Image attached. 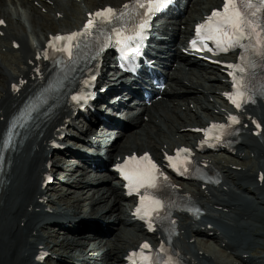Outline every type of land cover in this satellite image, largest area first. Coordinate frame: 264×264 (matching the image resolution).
<instances>
[{"label":"bare ground","instance_id":"bare-ground-1","mask_svg":"<svg viewBox=\"0 0 264 264\" xmlns=\"http://www.w3.org/2000/svg\"><path fill=\"white\" fill-rule=\"evenodd\" d=\"M7 1L12 7L6 8L4 0H0V19L8 22L6 26H0V32L2 31L0 51H20V56L16 58L18 62L14 70L0 63V154L8 120L22 105L26 91L37 80L33 77V70L41 61L36 60L35 57L44 47L45 40L51 33L50 28L60 31L53 26L51 20L74 16L76 24L81 21L83 24L88 12L104 4H121L126 0H82L85 3L83 7H79V4H70V0ZM215 3L216 0H193L191 4L194 5V9L185 18L183 24L186 26L184 30H179L180 34H186L191 19L195 21L203 16L204 12L214 7ZM43 7H47L49 12L47 15L41 14L39 8ZM74 9L82 11L74 15L70 12ZM51 12H54V15H51ZM58 13H61L60 17ZM29 15L40 27L37 28L34 24L29 28L25 27L23 19ZM18 18L21 20L16 22ZM16 42L20 44L18 49L14 47ZM175 54L180 59V63L172 64L171 71L176 67V71L179 72L184 62L192 60L186 58L179 50H176ZM205 68L207 71L221 73L222 75L217 74L211 78L219 81L223 88L228 85L223 80L226 76L220 67ZM191 70L182 73L181 76H173L175 86L171 87L173 91L177 83L187 86L188 102L171 107L169 104H175V101L166 104L158 101L153 104V111L145 106L143 112L150 116L149 123H145L144 118H139L137 113L127 111L124 115L127 122H124V125L129 129L124 131L112 145L106 143L102 146L106 161H113L118 156L142 149L160 155L162 149L170 148L175 144H190L195 137H198L195 132L184 131L187 127L195 126L193 124L195 122H204L205 118L198 113L187 114L188 109L192 111V108L188 107L185 112L182 111L183 107L190 105L192 102L190 100L195 99L198 94L203 95L204 101L210 100L211 92H216L219 86L214 83H203L202 81L210 78L200 71ZM189 71L194 77H190ZM25 80L27 82L21 85V90L13 93L12 83ZM69 95V90H65L50 113L35 123L16 148L7 153L0 184V264H39L35 261V256L40 249L50 252L44 264H52L54 258L71 260L74 264L77 260L87 261L94 254H96V264H124V256L128 250L126 244H133L140 237L138 232L142 226L136 222L132 208L128 210L124 205L125 197L120 192V188L116 184H109L110 179L102 181L104 184H109L108 186H91L86 199H84L86 191L84 186L90 183L80 182L76 177H72L75 179L72 183L73 188L63 194H60L62 186L59 184L54 186L53 195H48L41 187V177L48 163L60 165L62 160L68 159L62 155L52 160L51 143L56 135L60 134L59 127L67 123L75 124L72 120L75 111L68 104ZM220 98L224 101L221 94ZM201 106L217 110L216 115L209 113L212 118L217 117L223 110V105L214 100L207 104L201 103ZM191 114L192 117L189 118ZM253 117L264 121V103H259L245 112V132L240 135L241 141L232 149L237 157H254L251 159L253 164L241 166L242 168L239 169L233 166L236 163L231 159L222 157L216 159L204 155L202 160L211 164L220 173L221 183L216 186L198 183L195 188L179 184L181 192L189 194L207 211L197 220L181 213L177 215L180 234L175 240V245L189 255L192 264H217L215 260L219 252H230L243 264H264V254L261 251L255 253L250 251L254 245L258 248H263L264 245L255 240L264 238V211L261 210V205L264 204V181L261 182L259 178L260 172H264V130L260 138L252 135L255 130V127H252ZM133 122H136L135 129ZM91 128L95 129L96 126ZM108 131L107 129L103 136H106ZM177 135H180L179 139L176 138ZM75 151L76 149L71 152L75 153ZM98 160L103 161L101 158ZM84 173L82 172L83 175ZM46 199H48L47 204H44ZM111 201L114 204H111ZM56 204L55 212H50L48 207ZM89 205L94 206L97 213L103 214L102 223L107 226L111 221L112 224L116 223L113 229H117H114L107 248L95 241L87 242L86 234L80 233L85 230L83 226L75 227L80 216L78 213L84 209V206L88 209ZM113 212L126 214L127 219L122 221L118 215L113 218ZM81 216L84 217L85 214ZM240 219L245 221L240 223ZM102 223L98 222L100 225ZM56 224L65 227L62 228L65 233L62 239L59 238ZM46 226L48 231H44ZM128 226H131L133 231L130 232ZM76 232L80 234L78 240L74 235ZM151 238L160 241L156 236Z\"/></svg>","mask_w":264,"mask_h":264},{"label":"snow or ice","instance_id":"snow-or-ice-1","mask_svg":"<svg viewBox=\"0 0 264 264\" xmlns=\"http://www.w3.org/2000/svg\"><path fill=\"white\" fill-rule=\"evenodd\" d=\"M138 6L141 9H145L144 16L147 17L157 11L161 6H163L167 0H136ZM244 3L245 7L241 8V3ZM259 4L261 7L257 8L256 4ZM260 14L259 21L256 20V16ZM114 10L111 7L98 10L96 13H90L89 20L87 21L84 29L80 34H69L67 37L58 35L54 39L58 41H67V47L59 49L68 53L71 57L72 50L75 47L79 46V40L77 37L83 38L88 34H95L97 29L102 28L104 24L112 23L114 18ZM4 21L0 20V24ZM147 20L143 23H140L137 27L138 30L135 33V37H129V41L141 37L143 31L146 28ZM204 29L207 32L206 39L209 41H214L216 46L221 48L222 51H229L232 47H239L241 51L248 50L249 47L251 51L256 53V55L264 58V0H225L223 8L213 10L211 16L207 18L206 22L200 25H197V32L200 33ZM49 47H52L50 44ZM57 50V49H54ZM40 57H37L39 59ZM49 57L45 55V59ZM243 59V56H241ZM230 68H235V65H228ZM239 71L243 72L245 69L241 67ZM233 75L234 73H229ZM234 90L237 88V85L234 83ZM240 89L244 88V84H240ZM14 90H18L17 85H13ZM230 101L237 107H241V103L244 99V91L240 90L236 95L230 93H225ZM73 102H79L77 95L71 97ZM229 119L233 123H238V119L235 116H230ZM221 128L227 127L226 125H221ZM257 127H260L257 124ZM190 152L189 149H178L177 156L167 157L170 162V167L177 169L180 166L186 165L187 161L179 159V153ZM135 159V158H132ZM145 160H149L147 154H145ZM176 160V163H172L173 160ZM150 167H136L131 170L129 174L126 175V179L133 181V186L137 191L139 189H155L157 176L154 175V172L158 173V167L155 163L149 160ZM118 168H121L120 165H117ZM123 171V169H121ZM264 179V176L261 177ZM141 202L149 199L146 196L140 197ZM151 204L158 207L153 209V212H157L159 207H162L161 201L158 199H151ZM143 249H149L151 246L145 242L142 246ZM135 255V253H132ZM147 259V256L145 257ZM169 264H174V262L169 260Z\"/></svg>","mask_w":264,"mask_h":264},{"label":"rangeland","instance_id":"rangeland-1","mask_svg":"<svg viewBox=\"0 0 264 264\" xmlns=\"http://www.w3.org/2000/svg\"><path fill=\"white\" fill-rule=\"evenodd\" d=\"M77 0H73V1H71V3H75ZM78 3V2H77ZM85 4V3H84ZM84 4H80V5H78L79 7H83L82 5H84ZM82 10H79V9H74V12H76V13H74V15H78V13L77 12H81ZM43 13H48V11L47 12H44L43 11ZM32 15V14H31ZM46 15V14H45ZM51 15H54V13H52ZM19 20H21L20 18H18V19H16L15 21L17 22V21H19ZM34 19H33V17H31V16H27L26 18H25V23L26 24H29V25H32V21H33ZM75 18L74 17H71V18H69V19H67L66 21H53L54 23H52L53 24V26H55V27H59V29H66V27L67 26H70L71 25V23L72 24H74L75 23ZM52 22V21H51ZM56 23V24H55ZM66 23V24H65ZM59 25H61V27L59 26ZM40 26V25H39ZM66 26V27H65ZM63 27V28H62ZM52 29V28H51ZM50 29V30H51ZM19 57V53L18 52H1L0 51V61H3V63L7 66L8 64H9V67L10 68H15V65H16V58H18ZM8 60V61H7ZM1 76V75H0ZM196 78H194V80H195ZM187 109V107L185 108V109H183L182 111H185ZM185 112H187V111H185ZM200 113L201 114H203V115H208V113L207 112H204L203 110L202 111H200ZM191 116H192V114H191ZM81 125V124H80ZM109 134H110V132L107 134V136L106 137H108L109 136ZM120 135V133H118L117 134V136H119ZM106 137H104V138H106ZM103 138V139H104ZM103 139H101V141L103 140ZM70 142H76V141H70ZM225 156V157H233L234 156V154H231V153H229V154H225V153H223V154H220V156ZM56 154L55 155H53V159L54 160H56ZM239 160V162L242 164L243 162H245V164H252V161H250V160H243V159H238ZM244 165V164H243ZM243 165H239L240 167L241 166H243ZM235 166H237V165H235ZM239 167V168H240ZM99 175V177H98V179H100V181L102 182V179L106 176V174H98ZM60 185H62V186H65V184H63V183H61ZM73 187V185L71 186V187H65L66 189H70V188H72ZM88 195L86 194V197H87ZM124 205L127 207V209L128 210H130L129 209V202L128 201H125L124 202ZM262 210H264V206H262V208H261ZM91 210L93 211L92 213H89V214H87V211L88 210H86V209H84L83 210V213H85L86 215H87V217H95V214H97L96 213V211H95V208L94 207H91ZM113 214H116V213H113ZM100 216H101V214H100ZM126 216L127 215H119V217H123L122 219L124 220L125 218H126ZM264 225V224H263ZM45 231L47 230V229H44ZM57 230L59 231V236L60 237H63V232L59 229V227L57 228ZM254 232H257V230H254ZM77 238V237H76ZM105 239H107V241H108V237H100V238H98V242H102V244L104 245V244H107L106 243V240ZM258 238H256L255 240L256 241H259V240H257ZM139 240L140 239H136V242H135V244L134 245H136V244H138V242H139ZM261 241L262 242H264V239H261ZM127 248H130V245H128L127 246ZM59 251H62V250H60L59 249ZM250 251L251 252H257V251H261L262 252V254H264V245H263V249H261L260 248V250H259V248H258V246L257 245H254V246H252V249H250ZM64 261H68L69 263H71V264H73V262L71 261V260H67V259H64ZM92 261V263H89V264H95V260L94 259H92L91 260ZM216 262L218 263V264H239L240 262L237 260V259H234L232 256H229L227 253H224V252H220L219 254H218V256H217V258H216ZM76 263H78V264H88V262H86V261H82V260H77L76 261ZM55 264V263H54ZM57 264H63L62 262H60V263H57Z\"/></svg>","mask_w":264,"mask_h":264}]
</instances>
